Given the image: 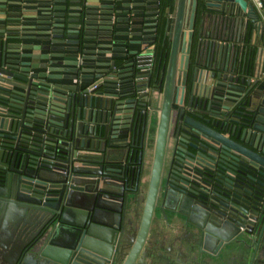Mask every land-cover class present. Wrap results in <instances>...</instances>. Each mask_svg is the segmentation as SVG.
Listing matches in <instances>:
<instances>
[{
	"label": "water",
	"instance_id": "1",
	"mask_svg": "<svg viewBox=\"0 0 264 264\" xmlns=\"http://www.w3.org/2000/svg\"><path fill=\"white\" fill-rule=\"evenodd\" d=\"M205 2L237 4L264 47L245 0ZM77 4H45L32 31L0 24V264H264V93L250 63L195 70L188 87L196 0H177L158 107L130 50L155 12ZM157 211L184 218L185 254L153 262Z\"/></svg>",
	"mask_w": 264,
	"mask_h": 264
},
{
	"label": "crops",
	"instance_id": "2",
	"mask_svg": "<svg viewBox=\"0 0 264 264\" xmlns=\"http://www.w3.org/2000/svg\"><path fill=\"white\" fill-rule=\"evenodd\" d=\"M81 5L82 3H84V0H0V24L2 25H12V26H21V27H25V29H30L27 31H32L33 29H35V27L37 26L35 23H33L32 21H34V17L40 15V11L41 8L48 3H51L53 6H65L67 8L69 7H76L78 4ZM100 1V4L103 5H114L116 10H120L122 9V5L127 4V3H132V4H142L145 3L146 6L150 7L151 11L155 12V15L153 18L157 17L158 14V9H159V5L162 2V0H98ZM7 2V3H5ZM15 3L13 5H10L9 3ZM262 2V10L259 14H257L258 17V22L261 24L262 27H264V0H261ZM173 4V3H172ZM228 7L230 6V8L232 7V9H234L237 13L242 14V11L240 10L239 6L237 4H231V3H227ZM226 3H222L221 6L219 8H223L227 5ZM176 5H177V0H174V4L172 9L170 10V8L166 7L164 8V13L165 15L168 17L169 20V25L168 26V30H167V34L165 36H167L168 38H171V30H172V23L174 21V17H175V13H176ZM134 10H143L144 7H134ZM138 15H135L134 17H137ZM203 16V15H202ZM202 16L201 18H199L198 20V26L197 29L195 31V36H194V41L192 43L191 46V54H190V58H189V74H188V87H190L193 83V74L195 72V70L198 71V68L196 66L197 63V49H198V37H199V32H200V26H201V22H202ZM7 19H15L13 22L8 23ZM4 21V22H2ZM153 22V21H151ZM156 22V19L155 21ZM135 24H141V23H135ZM141 30L140 29H136L134 30V32L139 33ZM252 35H255V32L251 31ZM155 36L156 33L155 31L152 32V34H145L143 33L142 36L139 37H133V40H140L141 44L138 45H132L130 46V50L132 51H142L143 49V43L144 41H147L150 44V49L155 50L156 46H155ZM256 36V35H255ZM257 38L254 39V41ZM21 43L24 44H30V45H34L37 44L38 42L34 41V40H24ZM249 44H247V48L245 49V52L242 54V59H243V63H250V65L252 66L253 64V60L251 58L250 55H254L257 57L259 55V53L262 51L264 52V47L262 45V48H255L256 51L255 53H253V50L251 52L250 47L248 46ZM149 46V45H148ZM252 53V54H251ZM260 53V56H261ZM259 56V58H260ZM257 59V58H256ZM242 63V62H241ZM242 65V64H240ZM244 65V64H243ZM242 65V66H243ZM244 67V66H243ZM164 68V67H163ZM161 69L160 63L158 65V72L156 71L153 75V80L150 81L149 84V93L150 95H154V100H155V104L159 107L160 106V95L158 93H156L159 90V86L160 83L162 81L163 78V71L164 69ZM162 70V72H161ZM258 71H259V67L257 69V76L258 75ZM165 72V71H164ZM199 72V71H198ZM203 75L205 74V72H202ZM256 73V71H255ZM256 76V75H255ZM240 79H243L244 76L239 75ZM257 90H259V92L261 91L262 93H264V77L259 78L258 82H257ZM173 107L175 108L176 105H173ZM158 120H159V113L158 111L154 112L153 115L151 116L149 125H148V137H147V154H146V168H145V175H144V179H143V185H142V194L140 195V204L138 207V216L136 218L137 224L140 222V218L142 215V210H143V202H144V197H145V193H146V189H147V184H148V175H149V171H150V166H151V162H152V152H153V148H154V144H155V138H156V133H157V125H158ZM171 143V142H170ZM168 219L165 220L160 211H157L154 219L152 221L151 224V229H150V234H149V239H148V243L149 245L153 247V262H156V255L158 253H161L163 255H166L168 253L167 249H169L170 247H172L174 249V253L176 254V252H182L185 253L186 250H188V242H189V229L187 228V226H185L184 223V218H180L177 219L174 217V214L171 213H167ZM189 260V259H188ZM230 264H235L237 263V259L235 258L233 261H229ZM247 264V263H246Z\"/></svg>",
	"mask_w": 264,
	"mask_h": 264
},
{
	"label": "built area",
	"instance_id": "3",
	"mask_svg": "<svg viewBox=\"0 0 264 264\" xmlns=\"http://www.w3.org/2000/svg\"><path fill=\"white\" fill-rule=\"evenodd\" d=\"M245 1L254 9L256 14L261 12V0ZM248 24L249 19L246 15L237 13L232 7H228V4L222 9H208L202 16L198 37L196 63L198 70L205 73L212 71L223 73L226 68L234 70L235 67L240 68L243 64V66L248 65L243 63L241 57L247 48V44H249L248 46L251 52L253 50V53L256 51L255 48H262V41L255 30L252 29L251 31H254L256 36L252 35L251 32L248 33ZM255 38L257 39L254 41ZM149 47L150 45L144 46L135 58L138 79L144 83L147 92L149 91L150 76L154 68V53ZM260 53L257 57L255 54L250 55L253 60L252 82L264 77V52L262 51L261 56ZM258 67L259 76H257ZM95 88L96 86H94Z\"/></svg>",
	"mask_w": 264,
	"mask_h": 264
},
{
	"label": "trees",
	"instance_id": "4",
	"mask_svg": "<svg viewBox=\"0 0 264 264\" xmlns=\"http://www.w3.org/2000/svg\"><path fill=\"white\" fill-rule=\"evenodd\" d=\"M174 0H162L160 5L158 6V14L156 17V22L154 25L155 28V50H153L154 53V68L150 76V81L153 80V75L157 71L158 72V65L160 63L161 69L163 68L164 71L167 66L168 62V57H169V52H170V38L165 36L167 34L168 26L169 25V20L168 17L164 13V8L168 7L170 10L173 7ZM208 11V8L206 7V2L205 0H196V12H195V19H194V28H193V38H192V43L194 41V36H195V31L198 26V20L201 18V16ZM253 29V25L250 23L248 24V33L251 32ZM168 35V34H167ZM253 66V65H252ZM162 72V70H161ZM163 85V79L160 83L159 89L162 88Z\"/></svg>",
	"mask_w": 264,
	"mask_h": 264
},
{
	"label": "rangeland",
	"instance_id": "5",
	"mask_svg": "<svg viewBox=\"0 0 264 264\" xmlns=\"http://www.w3.org/2000/svg\"><path fill=\"white\" fill-rule=\"evenodd\" d=\"M154 17V15H149V18L152 19Z\"/></svg>",
	"mask_w": 264,
	"mask_h": 264
},
{
	"label": "flooded vegetation",
	"instance_id": "6",
	"mask_svg": "<svg viewBox=\"0 0 264 264\" xmlns=\"http://www.w3.org/2000/svg\"><path fill=\"white\" fill-rule=\"evenodd\" d=\"M182 253V252H181ZM182 254H185V253H182Z\"/></svg>",
	"mask_w": 264,
	"mask_h": 264
}]
</instances>
